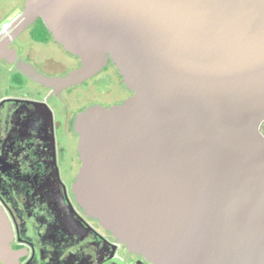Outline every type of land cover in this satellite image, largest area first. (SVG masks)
<instances>
[{"label": "water", "instance_id": "1", "mask_svg": "<svg viewBox=\"0 0 264 264\" xmlns=\"http://www.w3.org/2000/svg\"><path fill=\"white\" fill-rule=\"evenodd\" d=\"M36 19L80 65L18 70L130 90L75 117L85 213L151 264H264V0H25L12 37Z\"/></svg>", "mask_w": 264, "mask_h": 264}, {"label": "flooded vegetation", "instance_id": "2", "mask_svg": "<svg viewBox=\"0 0 264 264\" xmlns=\"http://www.w3.org/2000/svg\"><path fill=\"white\" fill-rule=\"evenodd\" d=\"M24 1H15L21 7L9 19L0 12V41L13 58H0V264H151L88 216L72 190L80 164L76 115L95 104H120L130 90L110 60L63 88L18 70L22 61L58 78L80 65L39 19L12 37ZM260 129L264 134V121Z\"/></svg>", "mask_w": 264, "mask_h": 264}, {"label": "rangeland", "instance_id": "3", "mask_svg": "<svg viewBox=\"0 0 264 264\" xmlns=\"http://www.w3.org/2000/svg\"><path fill=\"white\" fill-rule=\"evenodd\" d=\"M7 1H8V3H7ZM7 1L6 0L5 1L0 0V12L4 13V11H8L7 13L9 15L6 19H9L15 12L18 11L19 7H21V6H19L21 2L19 3V5L14 6L15 1H19V0H7ZM21 1H23V0H21ZM1 27L2 26H0V28Z\"/></svg>", "mask_w": 264, "mask_h": 264}, {"label": "built area", "instance_id": "4", "mask_svg": "<svg viewBox=\"0 0 264 264\" xmlns=\"http://www.w3.org/2000/svg\"><path fill=\"white\" fill-rule=\"evenodd\" d=\"M4 27V26H3Z\"/></svg>", "mask_w": 264, "mask_h": 264}]
</instances>
